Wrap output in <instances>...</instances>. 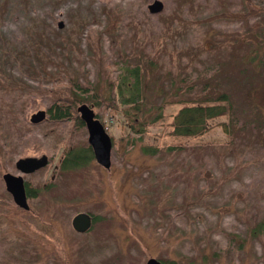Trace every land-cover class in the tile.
Returning <instances> with one entry per match:
<instances>
[{"label":"rangeland","instance_id":"rangeland-1","mask_svg":"<svg viewBox=\"0 0 264 264\" xmlns=\"http://www.w3.org/2000/svg\"><path fill=\"white\" fill-rule=\"evenodd\" d=\"M24 1L0 8V264H264V236L252 233L264 222V0H160L159 14L148 9L155 0ZM126 56L156 62L144 105L163 119L143 134L109 100ZM62 74L96 87L99 103L85 104L113 139L110 169L87 152L88 130L75 120L30 122L71 97L54 85ZM190 92H227L233 116L200 137L172 136L181 106L160 110L163 98ZM230 121L227 135L217 125ZM152 147L157 155L145 154ZM69 153L89 159L63 170ZM44 155L43 170H17L19 159ZM7 173L38 192L30 211L7 192ZM80 213L93 219L86 233L72 226Z\"/></svg>","mask_w":264,"mask_h":264},{"label":"trees","instance_id":"trees-1","mask_svg":"<svg viewBox=\"0 0 264 264\" xmlns=\"http://www.w3.org/2000/svg\"><path fill=\"white\" fill-rule=\"evenodd\" d=\"M2 9V13H6L10 10L11 0H0ZM30 1H24L25 6L30 7ZM29 12V11H27ZM61 36V35H59ZM126 60L118 63L122 67L121 76L111 78V94H110V102L113 108L117 109L122 106L124 108V114L127 118L131 119L139 124L141 130L137 133H145L147 128L150 125H154L159 123L163 119V115L161 111H157L156 114H152V111H148L146 115V106L144 105L147 101V93H146V78H150L151 80L157 77V74H154V70L152 66L154 62L152 59H143L135 58L134 60L130 59L128 56L125 57ZM55 66L60 65L59 62H54ZM117 63L113 61H107L104 63V67L110 70H114L113 72L119 71L117 68ZM107 66V67H106ZM150 67L151 71L148 69ZM48 66L44 68L45 72H48ZM153 70V71H152ZM150 72H152L150 74ZM60 76V75H59ZM16 80L15 78L10 77V80ZM54 85L59 87L66 86L69 91H71V97H62L61 95L55 99L53 105L48 109L47 116L49 119L58 121V122H66L69 120H75L76 123L80 126L86 127L85 123L82 121L80 114L77 111L79 105H83L86 102H89V98L95 100L96 104L98 101V92H96V87L90 84L89 86L84 87L83 85H79V82L73 78L72 76L67 77L65 74H62L60 77H53ZM17 82V81H16ZM15 84L12 83L8 88L13 87ZM28 92L21 97V100L29 97H32L33 90H27ZM213 97H210V94H206L202 98H194V93L190 92L185 96V98H181L178 101H168L167 97L163 98V105L159 108L163 109L165 106L169 105H180L181 109L175 116V121L172 124L173 131L171 132L172 136L175 137H184V138H195L203 136L211 131L213 128L209 125L211 120L216 118L224 117V116H233L234 108L230 102V97L227 92H221L219 95L212 94ZM80 97V98H79ZM173 99H175L173 97ZM54 100V99H53ZM143 106V107H142ZM162 108V109H161ZM18 111H23V107H18ZM154 116V117H153ZM232 125V121L228 124L221 122L217 126L221 127L223 131L227 135H232L230 127ZM133 126H131V129ZM136 133V132H134ZM132 147L133 144L131 143ZM4 144V148H5ZM2 148V147H1ZM3 149V148H2ZM171 151L175 149L182 150L183 147H171L169 148ZM143 151L145 154H151V156L157 155L159 152L157 148H144ZM90 155L93 154V150L90 146L87 151ZM150 152V153H149ZM89 157L87 155L82 154H74L69 153L65 157L62 162V169L68 170L74 167H80L87 162ZM27 192L29 199H34L38 197V192L31 188L30 184L27 183ZM253 236L256 238L260 236H264V222L261 221L258 223L255 228L252 230ZM244 247V243H241L238 248L242 249ZM164 264H175L174 262H166Z\"/></svg>","mask_w":264,"mask_h":264},{"label":"water","instance_id":"water-1","mask_svg":"<svg viewBox=\"0 0 264 264\" xmlns=\"http://www.w3.org/2000/svg\"><path fill=\"white\" fill-rule=\"evenodd\" d=\"M148 9L151 14H159L164 11V3L160 0H155L149 4ZM63 27L64 24L61 22L59 28L62 29ZM77 111L88 130V142L93 150L96 162L105 169H110L112 166L113 139L92 108L83 104L78 107ZM47 115V111L40 110L32 115L30 122L34 125L40 124L47 119ZM48 165L49 158L44 155L40 158L19 159L16 163V168L23 175H32L43 170ZM3 180L6 190L11 195L15 205L25 212L30 211L27 182L24 177L7 173L3 176ZM72 226L78 233H86L92 228L93 219L89 214L80 213L74 217ZM147 264L164 263L156 259H150Z\"/></svg>","mask_w":264,"mask_h":264}]
</instances>
